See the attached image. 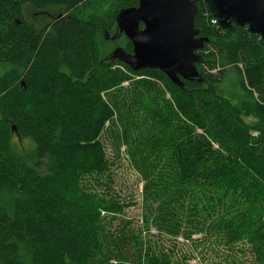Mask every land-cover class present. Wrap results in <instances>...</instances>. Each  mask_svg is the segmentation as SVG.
I'll use <instances>...</instances> for the list:
<instances>
[{
    "label": "trees",
    "instance_id": "obj_1",
    "mask_svg": "<svg viewBox=\"0 0 264 264\" xmlns=\"http://www.w3.org/2000/svg\"><path fill=\"white\" fill-rule=\"evenodd\" d=\"M138 3L0 0V264H183L176 248L147 237L149 218L134 226L132 201L112 195L113 164L99 137L115 116L146 181L147 212L159 203L153 223L162 236L223 246L216 256L231 264L247 251L264 264V41L246 27L223 30L198 0L195 26L210 38L197 65L205 81L181 89L160 70L103 57V34ZM25 5L65 15L36 30ZM123 48L132 52V43ZM141 73L158 74L172 97L155 83L125 87ZM229 76L238 102L221 93ZM14 132L34 143L45 172L19 155Z\"/></svg>",
    "mask_w": 264,
    "mask_h": 264
},
{
    "label": "water",
    "instance_id": "obj_2",
    "mask_svg": "<svg viewBox=\"0 0 264 264\" xmlns=\"http://www.w3.org/2000/svg\"><path fill=\"white\" fill-rule=\"evenodd\" d=\"M220 28L234 32L236 27L264 41V0H203ZM135 8L122 9L116 17V32L108 40L123 36L132 43V52L116 48L109 56L133 71L160 70L175 85L184 81L203 83L197 65L203 61L198 52L210 42L195 26L198 0H138ZM61 18V17H60ZM17 129L13 127V131Z\"/></svg>",
    "mask_w": 264,
    "mask_h": 264
},
{
    "label": "rangeland",
    "instance_id": "obj_3",
    "mask_svg": "<svg viewBox=\"0 0 264 264\" xmlns=\"http://www.w3.org/2000/svg\"><path fill=\"white\" fill-rule=\"evenodd\" d=\"M24 15L26 22L31 24L36 30L43 29L48 24L53 22L55 19L60 18L65 15V9L63 7H51L45 10H36L30 5H25L23 7ZM103 43V57L108 58V56L118 47H124L125 45V37L120 40H108L103 34L102 36ZM228 74L234 75L236 72L233 67L228 68ZM233 77L229 76V78L223 83L221 86V93L227 98L238 102V99L235 97L239 93H241L240 87L237 83H234ZM132 82H144L149 85H153L155 83L159 85L161 88H164L168 93H166V98L170 99L172 97L171 92L164 87L162 83L161 77L158 74L154 73H141V74H133L132 81L125 83V87L129 89L131 88ZM263 86V85H262ZM133 95L134 91L131 93ZM258 96V93H255ZM135 102L133 100L129 101L130 108L135 107ZM0 121L2 118L0 116ZM119 120L115 116L113 119H109L105 121L103 126V130L100 134L99 141L103 144L102 149L108 160L112 162V166L110 168L113 174V190L112 195L117 196L126 202H133L134 205L126 210L128 218L134 221V226L138 227L143 225L145 218H149V225L144 227V230L147 231L146 235L150 240L163 244L166 248L175 250L174 257L179 259L183 264H213V263H221V264H231L229 262L222 261L220 257L216 256L217 251L226 250L223 246H216V251L213 250L212 247L203 249L202 245H196L192 242H186L182 238V235L179 234L177 237V241L173 238H167L162 236L159 232V228L153 223L154 217H156V209L159 207V203H154L153 207L149 209L147 212L146 203H145V184L146 181L140 175L138 170L132 164L131 157L128 153V147L126 142L122 139L125 137V130L120 126ZM132 131L135 135L140 134L141 130L137 128H132ZM13 144L16 151L19 155L25 159L28 163L33 164L35 168L40 172H45L47 168V163L42 161H37L34 157V143L30 139L23 138L17 132H14L13 136ZM5 200V201H4ZM2 199V202L10 204L11 196L6 195ZM183 231L181 229L180 233ZM200 234L194 236V238H201ZM211 246V245H210ZM240 258L241 264H252V256L247 251L245 255L237 254ZM91 264H100L98 259H93Z\"/></svg>",
    "mask_w": 264,
    "mask_h": 264
},
{
    "label": "built area",
    "instance_id": "obj_4",
    "mask_svg": "<svg viewBox=\"0 0 264 264\" xmlns=\"http://www.w3.org/2000/svg\"><path fill=\"white\" fill-rule=\"evenodd\" d=\"M213 23L218 25V21L215 18H213Z\"/></svg>",
    "mask_w": 264,
    "mask_h": 264
},
{
    "label": "flooded vegetation",
    "instance_id": "obj_5",
    "mask_svg": "<svg viewBox=\"0 0 264 264\" xmlns=\"http://www.w3.org/2000/svg\"><path fill=\"white\" fill-rule=\"evenodd\" d=\"M123 37H124V36H123ZM123 37H122V38H123ZM120 39H121V38H120ZM120 39H119V40H120ZM198 53H199V52H198Z\"/></svg>",
    "mask_w": 264,
    "mask_h": 264
}]
</instances>
